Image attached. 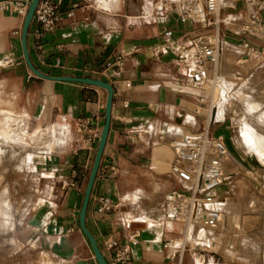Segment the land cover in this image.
Wrapping results in <instances>:
<instances>
[{
    "label": "crops",
    "instance_id": "obj_1",
    "mask_svg": "<svg viewBox=\"0 0 264 264\" xmlns=\"http://www.w3.org/2000/svg\"><path fill=\"white\" fill-rule=\"evenodd\" d=\"M154 1L64 0L62 18L54 31L38 36V24L34 19L29 27L27 41L30 58L42 73L101 79L114 88L110 131L93 186L86 224L107 260L105 240L113 236L120 246L131 247V264H217V261L220 264H245L225 254L217 256L218 251L209 246H213L212 237H218L219 233H211L210 228H204L207 229L209 241H198L200 237L197 234L191 240L199 245L190 247L187 244L190 248L183 251V244L179 243L178 238L184 237L185 225L166 220L168 213H174L167 196L178 191L181 185L179 179L170 173L173 149L168 144H156L151 140L161 134L167 140L170 134L189 131L186 122L190 121H186V118L192 113L180 112V108L186 106L191 110L188 105H194L195 111L200 113L202 107L192 102L197 94L176 90L174 82L184 77L185 70L177 65L172 49L164 46L162 31L172 29L175 39L188 42L211 30L204 27L197 29V22H182L175 12L155 15L152 7ZM241 1L236 0L234 4L231 3L232 6L223 7L228 11L224 14V29L220 27L222 38L227 40L223 45L224 54L229 52L231 42L240 41L243 37L255 45L264 46V40L258 41L253 35L238 38L234 30L227 27L225 19L230 15L241 17L247 13L248 7L244 0ZM142 11L151 16L144 18ZM261 17L264 22V12ZM24 19L25 16L19 14L0 13V115L9 114L14 120L13 129L17 135L32 148L39 145L46 148L53 138H56V144L52 150H40L33 156L42 158L32 163L36 184L21 206L12 205L17 229L20 227L23 230L27 244L36 246L33 249L35 254L43 252L41 259L47 257L46 253L59 264H77L79 261L98 264L80 225L81 205L98 142L95 151L90 154L81 151L67 156L63 153L52 155V152L62 140L59 133L68 137L62 150L68 146L69 140L72 141V129L94 113L98 114V123L102 128L108 91L86 83L51 80L36 75L24 58ZM158 48L161 51L157 54ZM234 50L241 51L238 47ZM253 77L235 83L226 74L227 80L233 84L230 85V94L236 92L245 81L253 89L249 95L237 99L241 109L225 113L224 122L218 123L211 131L214 135L223 136L227 143L231 159L226 160L225 165L235 168H228V172L232 173L231 178L242 166V148L255 157L242 141L241 126L247 123L264 144V126L259 131L260 127L252 122L250 125L247 121L252 113L242 109L245 103L251 102L256 106L253 116H264V103L253 97L258 89ZM237 85L240 86L235 89ZM10 108L22 113H15ZM240 111L243 112L241 116ZM233 113L239 116H231L237 123L241 148L237 146L236 149L239 154L234 151V144L237 143L231 135L232 124L227 123L228 116ZM19 119L21 123L28 119L32 129L37 125L33 133L26 132L21 125L16 127ZM43 127H51L46 142L42 141L45 136ZM0 128L3 130L2 126ZM0 133L3 132L0 130ZM36 134L41 137L40 140L33 139ZM230 182L218 189L227 203L232 197L228 195L234 193ZM131 194L135 199L145 201V205L131 203ZM100 196L113 200V210L97 211ZM227 203L218 204L227 209ZM152 205L161 208L142 209ZM260 207L263 210V206ZM227 210L232 216L239 214L232 210V206ZM237 236L238 233L234 237ZM222 243L228 247V243ZM232 246L239 247V244ZM22 247L26 245L22 244ZM48 260L52 262L50 258Z\"/></svg>",
    "mask_w": 264,
    "mask_h": 264
},
{
    "label": "built area",
    "instance_id": "obj_2",
    "mask_svg": "<svg viewBox=\"0 0 264 264\" xmlns=\"http://www.w3.org/2000/svg\"><path fill=\"white\" fill-rule=\"evenodd\" d=\"M200 1L202 12L196 11L192 0H182L180 4L174 0L152 2L155 15L175 12L182 22H197L204 28L214 27V32L196 36L188 42L175 39L172 29L162 31L164 46L172 49L177 65L185 70L184 77L174 82L176 90L180 93L192 92L195 89L204 91V85L209 82L210 72L216 68L222 51L220 26L223 23V6L220 0ZM63 2L64 0H39L33 17L38 24V36L52 32L57 27L62 18ZM244 2L248 7L243 25L244 33L264 39V34L261 33L264 23L260 14L264 8V0ZM30 3L31 0H0V13L10 12L26 16ZM142 16L147 18L151 15L142 11ZM234 44L242 50L241 54L254 57L257 63L264 62V46L253 44L246 37ZM160 51L161 48L156 49L157 54ZM98 122L99 116L94 113L77 124L75 153L84 150L90 154L95 151L102 129ZM160 137L165 140V135L161 134ZM174 150L170 173L179 179L181 187L167 196V201L174 209L171 220L183 223L186 229L188 224L195 220L198 211L207 226L217 227L224 224L226 213L215 207L223 201L219 187L226 184L232 175L225 168L229 149L224 137L211 133L209 124L207 128L184 135ZM99 202V213L111 211L115 206L108 196H100ZM181 243L183 251L190 248L187 243ZM105 249L108 252V264H131V247L120 246L113 236L105 240ZM217 264L220 262L217 261Z\"/></svg>",
    "mask_w": 264,
    "mask_h": 264
},
{
    "label": "rangeland",
    "instance_id": "obj_3",
    "mask_svg": "<svg viewBox=\"0 0 264 264\" xmlns=\"http://www.w3.org/2000/svg\"><path fill=\"white\" fill-rule=\"evenodd\" d=\"M223 3L227 6H232L236 2V0H222ZM226 1V2H225ZM237 2H242L241 0H237ZM230 4V5H229ZM199 5V4H197ZM228 11L226 9H223L221 12V17L224 19L225 13ZM264 12V8L260 11V14ZM246 18V15L243 14L241 17H237L235 15H230L228 18L225 19V23L228 28L234 30V35H236L238 38L241 36H249V34L244 33V30L242 28V25L245 24L244 19ZM242 19V20H240ZM264 23V22H263ZM197 26V29H202V26L198 23H195ZM242 24V25H241ZM224 29V22L220 26ZM204 29V28H203ZM205 33H212L214 32V27H208ZM258 40H264L263 38H260L258 36H255ZM258 40V41H259ZM239 41H236L238 43ZM231 45H228L229 52H226L222 55V58H224V72L230 76V79L234 81L235 83H240L243 80L248 79L252 75L253 77V83L257 84L258 89L255 95L253 96L258 101L264 103V62L257 63L256 59L253 60H245L243 56H241V51L234 50L237 46H235V42H231ZM224 74V75H226ZM235 74H238L237 76ZM235 75V76H233ZM226 77V76H225ZM239 78V79H238ZM227 79V78H226ZM220 80L221 85L217 88L215 96L218 97L220 94L219 88H224L223 85L226 84L227 87L224 88L226 91V97L224 98L223 103V109L225 110L224 113H229L232 111L238 112V109H241V106L239 105L237 99H241L242 95H249L250 90H252V86L246 84V81L242 84V86L233 94H230V85L232 86L228 80ZM240 85H237L235 87L238 88ZM194 91V90H192ZM210 95H207L205 92H202L200 95H197L195 98H192V102L195 103L197 106H201L200 113H197L195 111V106L188 105L191 110H188L186 106H183L180 108V112H187L190 111L193 115H188L186 118V122L188 123V126L190 127L189 131L195 132L202 130L205 125L210 124V131H213L214 127L218 125V123H212L209 121V115L208 110L210 109ZM237 105V110L235 109V106ZM12 109V108H10ZM242 109L249 110L250 113H252V117L247 122H252L254 126H258L259 131L261 130V126H264V117L258 116L257 114L253 116V110L256 109V106L254 103L248 102L245 103V106L242 107ZM15 113H22L19 111H16L12 109ZM243 115V112H239V116ZM192 116V117H191ZM231 116H234L235 118H239V116H236L235 113L228 116V124H232V133L233 140L237 145L234 144V151L238 153L237 146L241 148L239 145L238 140V128L237 123H235V120L231 119ZM13 118V117H12ZM259 118V119H258ZM226 120V121H227ZM14 120L9 117V114H3V116L0 115V124L3 127V130H8L6 133L7 138H11L10 141L6 142L10 144L9 147H15V145L19 144H26V153L25 157L22 159H19L17 157L18 153H14L13 148H9L8 146H4V148L0 147V194L3 197V200L5 201L4 205L6 209L11 210L12 214V221L14 222V231L12 232L13 237L16 240V245H7L4 243L5 241H2L4 245H0L1 248L3 246L2 251L0 248V264H54L56 263L55 259L46 254V256H43L41 259V255L43 252H40L38 254H35L33 249L36 248L35 245L27 244V241L25 239V234H23V230L17 229V225L15 222V216L13 214V206L16 205L21 206L26 200L28 194L32 193V188L35 186L34 177L32 173V169L34 165L32 164L34 161L40 160L42 158L40 157H33L35 153L39 152L40 150H46L50 151L46 148H42V146H37L38 149L32 148L27 142L24 140V138L17 135L16 130L13 129ZM15 126H20L28 133H33L35 130L34 127L32 129V125L29 124V120L25 119L21 123V119L17 122ZM6 124V125H4ZM8 125V126H7ZM51 127H43V131L45 132V136L42 138L43 142L48 141V134ZM187 131V130H184ZM175 132V131H174ZM178 135L182 133V131L175 132ZM4 133H0L2 136ZM38 137L34 135L33 139H41V137L36 134ZM174 135V134H172ZM170 134V136H172ZM59 136H61L62 140L58 146V148L50 153L52 155H59L63 153V155L71 156L75 154V139H76V133L75 129H72V141L68 144V146L65 149L60 150L62 147L66 145L68 142L67 135L63 133H59ZM66 136V137H65ZM264 136V135H263ZM0 137V143H3V139ZM27 139L29 140V136H27ZM14 140L16 142H14ZM146 140H148L146 138ZM159 136H156L153 141L151 142H158ZM167 140L164 141L167 142ZM52 141V140H51ZM263 143V142H262ZM0 144V145H1ZM12 145V146H11ZM264 145V144H263ZM6 148V149H5ZM11 150L10 157H5L7 152ZM5 150V151H4ZM8 150V151H7ZM84 151V150H81ZM81 151L77 152L80 153ZM10 153V152H9ZM14 154V155H12ZM239 154V153H238ZM43 155V154H38ZM14 156V158H12ZM35 158V159H34ZM231 157L229 156V161ZM242 166H240V171L237 172L233 178L229 179L230 187L234 189V193L229 194L228 196L231 199L230 202L226 204V206H232V210L236 211L239 214H234L233 218H237L236 225L232 223V230H235L239 236L237 237H229V235L225 234L224 232H221L219 230H210L211 233H219V236L216 237L217 239L213 241V246H209L211 249L217 250L218 255H226L227 257L232 258L233 260L242 261L245 264H263L264 263V166H259L258 162L256 161L255 157L251 155L250 152H248L246 149L242 148ZM28 163V164H27ZM226 166V171H228V165ZM235 168H229V170H234ZM237 171V170H235ZM166 193V192H165ZM164 193V194H165ZM130 201L133 204H136L137 206L145 205V201H142L140 199H135L134 195L131 194ZM260 201V202H259ZM165 202V200H164ZM13 205V206H12ZM219 205V204H218ZM260 205L263 206L260 207ZM227 207V209H228ZM149 208H161L156 207V205H152L151 207L142 208V209H149ZM166 208V207H165ZM165 208H162L165 210ZM141 209V211H142ZM254 209V210H253ZM166 211V210H165ZM251 212H255L254 214ZM261 214H258V213ZM242 214V215H240ZM171 219V218H170ZM172 221V220H171ZM180 223V222H178ZM246 223V224H245ZM244 226V227H243ZM179 227L181 225L179 224ZM261 229V230H260ZM16 234V235H15ZM181 238V237H179ZM178 238V239H179ZM209 238V235H208ZM203 239V241H209V239ZM205 241V242H206ZM228 243V247L222 243V242ZM0 242L1 244H3ZM234 243H238L239 247H233ZM22 244L26 245V247H22ZM32 245V247H31ZM19 247V248H17ZM190 247H194L190 244ZM205 247V246H201ZM221 247V248H218ZM4 249V250H3ZM213 254L212 252H210ZM35 254V255H34ZM51 259L52 262H50L48 259Z\"/></svg>",
    "mask_w": 264,
    "mask_h": 264
},
{
    "label": "bare ground",
    "instance_id": "obj_4",
    "mask_svg": "<svg viewBox=\"0 0 264 264\" xmlns=\"http://www.w3.org/2000/svg\"><path fill=\"white\" fill-rule=\"evenodd\" d=\"M174 1L176 3H178V4H180L182 0H174ZM192 1L194 2V7H195L196 11H201L202 12V3H201V1L200 0H192ZM220 2H221V5L223 7H226V5L223 3L222 0H220ZM197 4L201 5V7H197L196 6ZM242 28H243V25H242ZM261 33L264 34V28L262 29ZM225 41H227V40H224L222 38L221 43H220L221 44V50H222L221 53H220V58L218 60L216 68L210 72L209 82L204 85V91L203 90H199V89H195L194 91H192L193 93H195L197 95H200L202 92H205L207 95H210V97H211L210 98L211 105H210V109L208 110V115H209V121L212 122V123L224 122L223 120L226 118L225 113H224L225 110L223 109V103H224V98L226 97V91L224 90V88H222L220 90V94L218 95V98L215 96L217 88L220 87V85H221L220 80H223V79L225 80L226 79V77H225L226 75H224L225 72H224V66H223L224 58H222V55L224 54L223 45H224ZM241 52H242V50H241ZM241 56H243L247 60H253L254 59V57H251V56L248 57V56H246L243 53L241 54ZM189 115H192V114H189ZM1 116H3V115H1ZM13 118H15V117H13ZM242 121H243V119H242ZM4 125H6V124H4ZM250 125H251V123H250ZM0 126H1V124H0ZM205 127L207 128L208 125H205ZM150 128L152 129V127H150ZM241 128H242V131H243L242 137H241L243 139L242 141L254 153L255 159L258 162V165L259 166H264V145L262 143L261 137H259L258 133L253 128H251L247 123L243 124L241 126ZM0 130L4 133V135L3 134H2V136L0 135V137L3 139V140L1 139L3 141V143L2 144L0 143L1 144L0 147L1 148L2 147L4 148V146L5 147L6 146L9 147L10 144L9 143L6 144V142L11 140V138H7L6 137V133H8L7 132L8 130L4 131L1 128H0ZM190 132L191 131L187 130V131H185V132H183V133H181L179 135L169 136V140L167 142H165V143H164L165 140H162L161 137H160L161 135H159L158 142H153V143H156V144H168L173 149V152L175 153L174 147L176 146V144L182 139V137L184 135H186V134H188ZM35 136L38 137L37 135H35ZM55 139L54 138L52 139L51 143L48 145V147L46 149L52 150L54 148V146L56 144V140ZM69 141L71 142V140H69ZM14 142H16V141L14 140ZM26 147H27L26 144H19L18 143L17 145H15V147H9V148H13L14 151H15L14 153H18L17 157H19V159L23 160V157H25V153H26L25 152L26 151ZM35 149H38L37 146L35 147ZM11 150L12 149H10L9 151L7 150L8 152H7L5 157H7V155H8V157H10ZM12 155H14V154H12ZM12 158H14V156ZM227 161H229V156L227 158ZM222 203L224 204V203H227V202L226 201H222ZM6 204H5V201L3 200V197L0 194V242L6 240L4 243H6L7 245L9 244L11 246V245H16V243H17L15 238L13 237V234H12V232L14 231L15 225H14V222L12 221L11 210L6 209V207L4 206ZM215 207H217L218 209H220V210H222V211H224L226 213V221H225V223L222 224V225H219L217 227H209L206 224H204L203 220L201 219L200 213L197 211L196 215H195V220L193 222H191L190 224H188L187 228L185 229L186 235L184 237L181 236V238L178 239L179 243L183 242V243L191 244L193 246H197L199 244L197 242L191 240V238L195 237L197 234L200 237V238L198 237L199 238L198 241L205 242L206 240L203 241V239H207L208 238V234H207V229H204V228H210V229L219 230V231L224 232L225 234L229 235V237H231V238L234 237L235 235H237L236 231L232 230V223L236 225L238 219L237 218L236 219L233 218L232 214L226 208L221 207L218 204H216ZM172 216H173V214H169L168 213V215L166 217V220H168V221L170 220L171 221L170 218ZM216 239H217L216 237H212V241H215ZM4 243L3 244L0 243V245H4ZM3 247L5 248L7 246L5 245ZM0 248H1V246H0ZM2 248H1V251H2ZM17 248H19V247H17ZM55 261H56L55 264H59L57 260H55Z\"/></svg>",
    "mask_w": 264,
    "mask_h": 264
},
{
    "label": "water",
    "instance_id": "obj_5",
    "mask_svg": "<svg viewBox=\"0 0 264 264\" xmlns=\"http://www.w3.org/2000/svg\"><path fill=\"white\" fill-rule=\"evenodd\" d=\"M39 3V0H31V3L29 5L28 12L25 16L24 19V24H23V31H22V47H23V52H24V58L27 63V65L30 67V69L38 76L51 79V80H61V81H76V82H81V83H86L98 87L105 88L108 91V98H107V103H106V111H105V121L101 129L99 141H98V146L96 150V154L94 157L91 173L86 185L82 205H81V210H80V225L84 233L89 239V242L92 246L93 252H94V257L97 260L98 264H108L107 259L99 246L95 236L93 233L90 231L86 224V215H87V210L90 202V198L92 195V190L93 186L95 183V180L98 175V171L101 165V160L102 156L105 150V146L108 140V135L110 131V125H111V119H112V106H113V96H114V88L113 86L101 79H95V78H90V77H71V76H52V75H46L42 73L39 69L35 67L33 64L30 54H29V49H28V32H29V27L32 23L33 17H34V12ZM77 264H84L83 261H79Z\"/></svg>",
    "mask_w": 264,
    "mask_h": 264
}]
</instances>
